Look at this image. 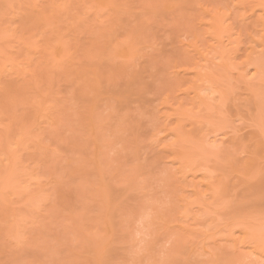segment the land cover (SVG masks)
<instances>
[{"label": "rangeland", "instance_id": "1", "mask_svg": "<svg viewBox=\"0 0 264 264\" xmlns=\"http://www.w3.org/2000/svg\"><path fill=\"white\" fill-rule=\"evenodd\" d=\"M240 7L0 0L17 100L0 105V264H264V73Z\"/></svg>", "mask_w": 264, "mask_h": 264}, {"label": "bare ground", "instance_id": "2", "mask_svg": "<svg viewBox=\"0 0 264 264\" xmlns=\"http://www.w3.org/2000/svg\"><path fill=\"white\" fill-rule=\"evenodd\" d=\"M237 2L238 3H240L241 4V6L242 7H240V8H242V10L243 9H245L247 6H249V8H248V12H247V8L245 9L246 10V13L247 14H245V13H240V12H235L234 13V15H233V20L234 21H237V22H239V24H240V29H239V31H240V36H242L243 34V32H247V33H249L250 34V38H251V41H250V45H249V47H250V49L252 50H254V48H256V47H258L257 45H259L260 46V49L259 50H257V48H256V50L255 51H257L256 52V55L253 57V62L255 63V65H257V66H255V74H257V73H264V34L262 35V39H261V43H259L256 39H255V37H256V34H253V31H254V29H255V26L256 25H258L259 24V22H263L264 23V0H254L253 1V5L252 4H249L250 3V1H247V0H237ZM208 9H209V7H208ZM244 10V11H245ZM41 11V12H40ZM38 13L39 14H37V15H39V16H44L43 15V13H42V10H40ZM41 14V15H40ZM232 13H230V15H231ZM38 16V17H39ZM41 18V17H40ZM231 18V17H230ZM209 21V20H208ZM260 23V24H261ZM207 25V30L209 31V32H211L212 34H214L216 37H219V36H222V34L225 32V31H227V30H229V29H233V26H232V22H229V23H225V20H223V19H221V17H219V16H215V15H213L212 17H211V19H210V21H209V23L208 24H206ZM264 29V28H263ZM228 35H230L231 36V34H228ZM245 44V43H244ZM253 44V46H254V44H255V47H251V45ZM257 44V45H256ZM1 71V70H0ZM4 75V74H3ZM0 78H3V76L2 77H0ZM8 78H5L4 77V79H0V105H6L4 108H7V111L9 112V108L11 107V109H10V111L12 110V108L14 109L15 108V104L17 103V100H16V94H15V92H14V88L12 87L13 86V83H11V81L10 80H7ZM261 93H255L253 96H254V100H253V102H254V105H256V106H259V103H263L262 102V100H263V95H262V97H261ZM262 98V99H261ZM12 103H14V104H12ZM9 105V106H8ZM253 105V106H254ZM262 105V104H261ZM260 105V106H261ZM256 106H254L255 107V109H258ZM2 106H0V108H1ZM260 108V107H259ZM261 109V108H260ZM260 109L259 110H256V112L258 111V112H260ZM262 110V109H261ZM13 111V110H12ZM11 111V112H12ZM263 111V110H262ZM0 112H3L2 114L4 115V112H6V111H0ZM7 112V113H8ZM257 112V113H258ZM9 114V113H8ZM259 114V113H258ZM8 116H10L9 117V119L10 118H14L13 116H11L10 114L8 115ZM1 117H3L2 115H1ZM1 119V118H0ZM5 118H3V120H4ZM6 119H7V117H6ZM5 119V121H7ZM13 120V119H12ZM2 123H3V121H1ZM7 123V122H6ZM6 123H3V125L5 124V125H8L9 123H11L9 120H8V124H6ZM4 125V126H5ZM10 125H12V123L11 124H9L8 125V127L10 128L11 126ZM2 126V125H1ZM3 127V126H2ZM6 129H8L7 128V126L5 127ZM1 130V129H0ZM1 133V132H0ZM2 133H3V130H2ZM262 133V132H261ZM0 135H2V134H0ZM5 135V134H4ZM3 135V136H4ZM7 135V134H6ZM2 136V137H3ZM0 139H2L1 137H0ZM3 139H5V138H3ZM1 141V140H0ZM5 141V140H4ZM1 142H3V140L1 141ZM0 142V143H1ZM35 142V141H34ZM38 143H41V142H38ZM3 143H1V145H2ZM36 144H37V142H36ZM34 145H35V143H34ZM41 145V144H40ZM5 146V145H4ZM1 147L2 146H0V149H1ZM9 150V149H8ZM11 152V151H10ZM4 153H6V152H3V154ZM11 154V153H10ZM5 155V154H4ZM7 156H8V153L6 154ZM12 156V155H11ZM9 157V156H8ZM5 159V158H4ZM263 169V168H262ZM55 180V179H54ZM258 190V189H257ZM263 196H264V193H263ZM109 200V199H108ZM107 201V200H106ZM10 208H12V207H10ZM2 210H4L5 211V209H3L2 208ZM8 210H9V208H8ZM75 210V209H74ZM9 212V211H8ZM7 212V213H8ZM12 213V212H11ZM16 213V212H15ZM4 218V217H3ZM2 218V221H1V223H4V222H8V219L6 220V221H4V219ZM5 223V224H6ZM2 225V224H1ZM7 225H10V223L8 222V224ZM5 227V229H6V231H8V230H10V229H8L7 230V228H8V226H4ZM110 227V226H109ZM2 228V227H1ZM105 228V227H104ZM105 229H107V228H105ZM105 229H104V231H105ZM257 229V228H256ZM11 231V230H10ZM9 233V232H8ZM4 247V246H3ZM5 247H6V245H5ZM240 252H239V254L241 253V250H239ZM238 252V251H237ZM215 253V252H214ZM223 254H224V252H223ZM2 256H3V254H1ZM234 255V254H233ZM235 256H237V255H235ZM237 258V257H236Z\"/></svg>", "mask_w": 264, "mask_h": 264}]
</instances>
